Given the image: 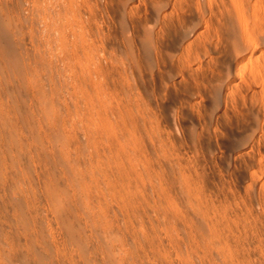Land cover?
Masks as SVG:
<instances>
[{"label": "rangeland", "instance_id": "rangeland-1", "mask_svg": "<svg viewBox=\"0 0 264 264\" xmlns=\"http://www.w3.org/2000/svg\"><path fill=\"white\" fill-rule=\"evenodd\" d=\"M6 41L0 264H264V0H0Z\"/></svg>", "mask_w": 264, "mask_h": 264}, {"label": "bare ground", "instance_id": "bare-ground-1", "mask_svg": "<svg viewBox=\"0 0 264 264\" xmlns=\"http://www.w3.org/2000/svg\"><path fill=\"white\" fill-rule=\"evenodd\" d=\"M2 32L6 34V28H2ZM6 44H7V47L5 51L3 50L4 53H0V54H4V56L0 55V57H4L6 60L5 62H7L8 64L18 65L19 62L21 61L20 51H18V49L12 47L11 45L9 46L8 41H6Z\"/></svg>", "mask_w": 264, "mask_h": 264}]
</instances>
